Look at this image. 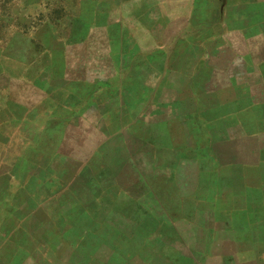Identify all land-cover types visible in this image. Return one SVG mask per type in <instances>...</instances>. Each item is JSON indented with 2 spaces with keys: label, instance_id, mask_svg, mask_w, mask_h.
I'll list each match as a JSON object with an SVG mask.
<instances>
[{
  "label": "rangeland",
  "instance_id": "374dc122",
  "mask_svg": "<svg viewBox=\"0 0 264 264\" xmlns=\"http://www.w3.org/2000/svg\"><path fill=\"white\" fill-rule=\"evenodd\" d=\"M4 1L0 264H264V0Z\"/></svg>",
  "mask_w": 264,
  "mask_h": 264
},
{
  "label": "crops",
  "instance_id": "0c3cea01",
  "mask_svg": "<svg viewBox=\"0 0 264 264\" xmlns=\"http://www.w3.org/2000/svg\"><path fill=\"white\" fill-rule=\"evenodd\" d=\"M3 1L4 0H0V9L4 10V8H1L2 4H5V1ZM6 2L7 6H10L9 1ZM37 3H40V1L14 0L13 4H18L20 6L23 5L24 8L28 10L30 9V6L37 5ZM14 5L12 8L13 14L15 11ZM28 17L29 16L27 14L26 19H28ZM250 17L251 16L247 17V15H238V20L242 22V24L238 26L235 40L237 45V49L235 50L237 52L236 59H239V63H237L236 68L239 70V72L236 76L237 81L232 82V84L238 86L243 85L244 88L248 90L246 94L239 98L238 105H240L248 114L257 115L264 121V75L259 74L260 69L263 70L262 74H264V56L260 60H256L253 56L254 52H256L254 51V48L257 44L263 45V48H261L260 52L264 55V28L261 32L256 33L255 35L246 36V33L244 32V25L246 22H252ZM3 19L4 13L0 12V21H3ZM18 21L20 22V20ZM29 30V27L23 31L18 29L19 33L16 35L20 36L19 38H23L27 45L30 44V37L32 36ZM28 37L29 40L26 41ZM230 43L233 42L230 41ZM239 46H241L243 49H241Z\"/></svg>",
  "mask_w": 264,
  "mask_h": 264
}]
</instances>
